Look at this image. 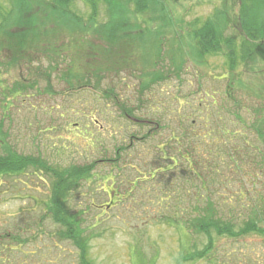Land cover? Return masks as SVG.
I'll use <instances>...</instances> for the list:
<instances>
[{
  "label": "rangeland",
  "instance_id": "obj_1",
  "mask_svg": "<svg viewBox=\"0 0 264 264\" xmlns=\"http://www.w3.org/2000/svg\"><path fill=\"white\" fill-rule=\"evenodd\" d=\"M163 1L161 16L157 7L144 12L160 16L157 21L129 28L142 34L133 63L123 60L130 61L126 53L123 59L110 56L99 40L77 38L73 34L80 30H58L51 21L54 31L81 47L76 67L69 68L70 56L58 63L49 84L38 79L17 97L9 96L5 86L35 79V63L1 68L0 99L5 98L7 109L0 107V119L8 145L55 168L93 167L66 203L80 220L86 251L63 233L66 228L48 208L47 174L0 176V264H178L181 254L207 243L202 232L188 226L197 215V193L209 196L236 230L248 219L262 226L264 40H259L261 53L241 58L237 0ZM216 7L221 18L231 20L222 31V38L232 37L237 46L231 67L228 46L206 52L193 35V21ZM65 9L81 19L90 13L84 0H73ZM128 16L136 22L148 14ZM108 19L101 1L98 20ZM93 48L100 53L97 59ZM145 59L151 64L145 65ZM48 65L42 60L39 67ZM94 69L100 72L93 74ZM151 72L158 75L152 81ZM81 80L84 85L78 87ZM186 153L197 172L191 159H184ZM112 176L113 191L106 179ZM212 233L218 264L226 258L228 264H264V233ZM182 264L213 263L205 256Z\"/></svg>",
  "mask_w": 264,
  "mask_h": 264
},
{
  "label": "trees",
  "instance_id": "obj_2",
  "mask_svg": "<svg viewBox=\"0 0 264 264\" xmlns=\"http://www.w3.org/2000/svg\"><path fill=\"white\" fill-rule=\"evenodd\" d=\"M37 1L41 2V0L0 1V51L4 52L0 56V82H2L1 68H19L22 65L27 67L34 63L36 65L35 79L32 80V77H30L24 78L22 81L15 80V84L9 89L7 85L5 86L9 96L15 95L17 97L27 86H32L34 82L36 85L38 79H43L49 84L51 74L56 70L58 63H65L70 56L69 68L72 66L76 67L75 65L79 63V54L77 55L76 51H81V47L75 43L73 38H66L62 33L54 31L49 26L51 21L58 30H80L73 34L77 38L80 37L77 35L82 34L99 40L103 44V51L108 52L110 56L115 55L123 59L126 53L130 57V61L123 60L132 62L135 57L133 52L138 47V40L142 37V34H135L129 28L137 29L140 28L141 23L155 22L165 11L163 0H84L90 8V13L86 18L81 19L75 16L70 9H65L70 7L73 0H53L51 4L41 2L38 7H35ZM101 1L105 2L107 7V15L109 17L107 22L98 20L99 3ZM237 1L238 9L235 16V26L244 35L238 46L241 58L244 59L253 52L261 53L263 50L259 40H264V0ZM40 7L42 8L40 9ZM149 7H157L160 16L156 17L152 13L150 15L149 13H144L147 12ZM138 13L148 14V16L132 22L128 15ZM229 21H231L229 17L221 18L220 9L216 7L213 14L193 21V35L196 42L198 41V47L206 52H213L220 50L222 46H228L231 49V52H228L229 65L231 67L238 55L237 46L232 37H228V39L222 38V31L229 26ZM157 34L162 37L164 33L159 30ZM161 46L159 47L161 48ZM93 50L95 51L94 57L97 59L100 53L97 49L93 48ZM84 54L85 52L83 51L81 56ZM42 60L49 62L45 69H40L39 67ZM117 62L118 59L114 61V64ZM143 63L148 65L151 64V61L145 59ZM96 70L94 69L91 72L93 74L100 72H95ZM75 72H77L75 78L79 81L78 71L75 70ZM75 72L69 70V77H74ZM152 72L150 76L153 75ZM157 76H151L150 81ZM77 84L79 85L78 87L84 85L82 80L81 83ZM92 85L96 87L94 84ZM4 100L5 98L0 99V107L6 110L7 106L3 103ZM9 140L8 132L5 131L3 133L2 131V120L0 119V176L11 174L26 175L29 171L37 174L39 172L47 174L51 187V193L46 201L48 208L53 211L56 219L66 228L63 233L79 240V247L82 251H86L85 238L79 237L81 233L79 229L80 220L70 213L66 203L69 192L92 173L93 165L81 164V166L72 165L68 168H55L47 165L46 161L38 155L18 153L8 145ZM187 158H190L188 153L184 155L186 161ZM191 164V168L197 172L195 161L193 162L192 159ZM196 176L201 179L202 175L197 173ZM114 178V176L106 178L110 180L109 187L111 191H113ZM103 190L106 191L105 189ZM197 197H199L197 198V215L189 222L188 226H191L197 232H202L206 236L207 243L202 249L189 251V254L186 255L181 254L178 264H182L185 260H193L205 256L209 262L218 264L216 256L212 253L214 251L212 232L217 236L230 237L251 231H258L259 234L264 233V217L260 219L262 226L257 223L258 221L248 219L239 225L241 226L239 230H236L233 222L225 220L218 214L209 196L205 198L204 195H198L197 193ZM76 214L78 215V212ZM208 251L210 252L208 253ZM219 261L220 264H228L229 262L227 258Z\"/></svg>",
  "mask_w": 264,
  "mask_h": 264
}]
</instances>
